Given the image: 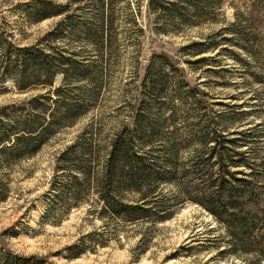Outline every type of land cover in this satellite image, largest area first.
<instances>
[{"label": "rangeland", "instance_id": "374dc122", "mask_svg": "<svg viewBox=\"0 0 264 264\" xmlns=\"http://www.w3.org/2000/svg\"><path fill=\"white\" fill-rule=\"evenodd\" d=\"M37 1H50L64 12L33 22ZM149 1L0 0L4 41L46 52L63 49L81 56L88 70L102 67L94 86L77 81L68 87L93 90L86 113L10 169L0 202L2 250L47 264H264V208L253 213L252 233L259 242L249 245L196 202L203 193L218 195L226 169L217 152L225 140L235 141L225 149L255 159L252 178L264 195V0H220L208 16L189 22L169 17L164 8L150 9ZM100 3L112 23L101 63L81 28L95 30ZM58 27L60 36L46 38ZM195 44L210 48L193 53L188 47ZM62 84L57 75L48 89L53 93ZM48 89L18 92L6 81L0 85L5 91L0 107ZM136 121L144 132L145 123L154 128L141 136L140 153L164 180L141 187L144 195L157 197L162 212L131 223L103 212L92 178L78 200L64 188L71 186V175L84 181L73 173L76 161L69 156L77 153V159L80 147L86 148L83 158L95 176L113 140L134 130ZM242 142L247 146L240 147ZM240 170L230 171L242 178ZM137 197L124 192L126 200ZM160 215L168 217L160 221ZM77 251V258L67 259Z\"/></svg>", "mask_w": 264, "mask_h": 264}, {"label": "trees", "instance_id": "16d2710c", "mask_svg": "<svg viewBox=\"0 0 264 264\" xmlns=\"http://www.w3.org/2000/svg\"><path fill=\"white\" fill-rule=\"evenodd\" d=\"M219 1L150 0L148 6L154 11L164 8L169 17H175L179 22H189L192 19L197 20L208 16ZM33 9L34 14L30 18L36 23L53 16H61L64 12L61 6L54 5L50 1H37ZM99 10L96 17L98 26L95 27L94 32L93 28L87 24L81 28L86 30L85 35L96 45V52L101 63L104 54L103 42L107 32L111 30L112 23L111 21L108 23L107 18L103 16L101 3ZM59 27L55 32L49 33L46 38L60 36ZM191 47L193 53L197 54L204 53L210 48L201 44L191 45L188 48ZM48 50L49 52H46L37 46L19 47L4 41L0 36V85L10 80L15 90L26 92L32 88L48 89L52 87L57 75L63 78V86L56 88L53 93L48 89L39 96L0 107V172H2L0 173V202L6 199L8 173L14 163L34 156L50 137L63 127L74 125L81 115L86 113V101L87 98L93 97L94 93L91 92L93 90L88 91L85 85L68 89L70 83L88 81L89 85L94 86L101 73L100 66L94 70L86 69L81 56L75 53L63 49ZM3 92L5 91L0 90V93ZM73 92L78 94L71 95ZM140 123L126 136H119L113 140L107 159L101 166V171H97L95 176H92L93 168L90 163L88 164L83 158V155H87L86 148L80 147L81 153L77 159V153L69 156L76 161L73 173L84 176L83 182H79L76 175L70 176L73 182L64 190L69 193L71 199L78 200L81 188L89 184L92 178L96 187L99 188L104 213H111L133 223L140 219H149L162 212L157 197L144 195L141 191L143 185L157 186L164 179L160 177V174L152 173V165L143 162L144 159L140 153L143 148L141 136L146 133L150 135L154 128L150 123L144 122L146 126L144 132ZM137 141L138 143H135ZM225 144L234 145L235 141L225 140L222 149L217 152L219 164L226 169L225 174L218 180L220 190L215 196L217 199L211 193H203L201 200L196 202L220 223L226 225L227 230L236 240L249 245L256 244L259 238L252 233L253 213L264 208V195L258 191L261 184L259 185L258 181L252 178L256 161L250 155L230 151L228 147L225 149ZM239 145L243 147L247 146V143L242 142ZM216 147L217 143L211 151H214ZM212 153L210 152V156ZM229 167L242 169L239 171L242 178L237 177V173L230 171L232 168L228 169ZM124 192L138 197L126 200ZM167 217L168 215H160L158 219L163 221ZM89 237H92L91 234ZM68 251L71 252L72 249ZM79 254L81 251L68 255L67 259L77 258ZM0 264L47 263L45 259L13 255L0 247Z\"/></svg>", "mask_w": 264, "mask_h": 264}]
</instances>
